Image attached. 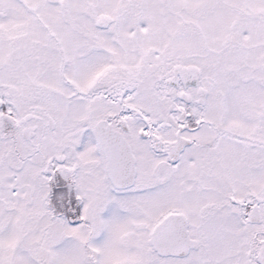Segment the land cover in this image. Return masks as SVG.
<instances>
[{
	"label": "snow or ice",
	"instance_id": "snow-or-ice-1",
	"mask_svg": "<svg viewBox=\"0 0 264 264\" xmlns=\"http://www.w3.org/2000/svg\"><path fill=\"white\" fill-rule=\"evenodd\" d=\"M0 264H264V0H0Z\"/></svg>",
	"mask_w": 264,
	"mask_h": 264
}]
</instances>
